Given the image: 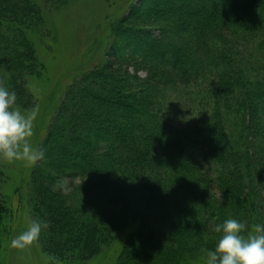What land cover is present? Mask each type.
<instances>
[{
  "label": "trees",
  "instance_id": "obj_1",
  "mask_svg": "<svg viewBox=\"0 0 264 264\" xmlns=\"http://www.w3.org/2000/svg\"><path fill=\"white\" fill-rule=\"evenodd\" d=\"M37 1L0 0V78L20 108L42 67ZM67 1L43 0L57 9ZM137 4L111 25L120 43L67 87L25 196L33 218L49 221L44 251L64 264L98 256L128 213L137 227L114 264H198L220 235L216 223H264V0ZM166 91L204 106L207 121L186 130L164 119L155 108ZM199 148L212 169L197 161ZM71 179L105 210L76 202L63 183Z\"/></svg>",
  "mask_w": 264,
  "mask_h": 264
},
{
  "label": "rangeland",
  "instance_id": "obj_2",
  "mask_svg": "<svg viewBox=\"0 0 264 264\" xmlns=\"http://www.w3.org/2000/svg\"><path fill=\"white\" fill-rule=\"evenodd\" d=\"M37 2L43 9L45 19L40 35H35L37 54L42 67L40 72L32 76L30 83L33 101L21 110L37 109L31 140L33 145L39 148L67 87L75 77L107 57L112 43H120L121 39H115L112 35L111 25L122 18L130 19L131 15L128 17L127 14L132 6H138L140 0H68L65 6L62 5L59 9L45 5L43 0ZM133 68L134 66L130 67L132 74L135 73ZM137 74L142 78L146 77V71L142 69H139ZM0 84L7 86L1 78ZM156 98L159 109L156 107L155 111L183 129L200 127L203 125L201 119L205 117L207 121L209 118L210 112H204V106L194 105L189 97H177L171 91H166L156 95ZM196 159L204 164L207 170L211 168L210 164L214 163L205 148L198 149ZM2 163L5 176L0 190V264H64L55 261L53 256L44 251L40 241L43 230L39 239L29 247L18 249L11 246V239L24 230L33 219L31 205L25 196L29 192L31 175L37 162L13 163L4 160ZM63 183L65 189L71 195L74 194L72 198L76 202L81 197L90 200L89 204L95 208L104 207L99 198L85 196L82 190L85 188L84 180L71 179ZM102 210L104 211L105 207ZM102 210H98L99 213ZM117 212H120L118 215L125 214L124 217H127L126 213L114 210L115 214ZM128 215V224H123L122 228L112 233L102 252L82 264H114L117 261L125 242L137 227L129 213ZM197 262L204 264L203 257H199Z\"/></svg>",
  "mask_w": 264,
  "mask_h": 264
},
{
  "label": "clouds",
  "instance_id": "obj_3",
  "mask_svg": "<svg viewBox=\"0 0 264 264\" xmlns=\"http://www.w3.org/2000/svg\"><path fill=\"white\" fill-rule=\"evenodd\" d=\"M16 102V91L0 84V159L34 164L45 155L31 140L37 109L21 110ZM48 224L47 220L33 218L11 239V246L29 247ZM214 231L220 235L214 248L205 251L204 264H264V223L250 229L247 221L229 216L216 223Z\"/></svg>",
  "mask_w": 264,
  "mask_h": 264
}]
</instances>
